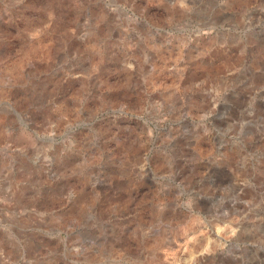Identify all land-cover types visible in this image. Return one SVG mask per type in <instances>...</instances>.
I'll use <instances>...</instances> for the list:
<instances>
[{"label":"rangeland","instance_id":"obj_1","mask_svg":"<svg viewBox=\"0 0 264 264\" xmlns=\"http://www.w3.org/2000/svg\"><path fill=\"white\" fill-rule=\"evenodd\" d=\"M104 1L0 0V264H264V0Z\"/></svg>","mask_w":264,"mask_h":264},{"label":"bare ground","instance_id":"obj_2","mask_svg":"<svg viewBox=\"0 0 264 264\" xmlns=\"http://www.w3.org/2000/svg\"><path fill=\"white\" fill-rule=\"evenodd\" d=\"M100 5L102 6V7H104L103 5H105V1L104 0H100ZM209 9V8H208ZM106 11V10H105ZM100 12V11H99ZM107 12V11H106ZM208 13V12H207ZM212 13V12H211ZM117 16H107L108 17V20L109 21H111V22H115V20H123V18L125 17L124 16V14H126L125 13V10H123V9H119L118 11H117ZM187 15V14H186ZM192 15V14H191ZM194 15V14H193ZM196 15V14H195ZM220 15V14H219ZM105 17V16H104ZM199 17V16H198ZM221 17H222V15H221ZM104 19V18H103ZM102 19V20H103ZM187 19H188V17H187ZM190 19H191V17H190ZM189 19V20H190ZM193 19V18H192ZM192 19H191V21H192ZM210 19H212V18H210ZM209 19V20H210ZM217 19V18H216ZM113 20V21H112ZM195 20V19H194ZM201 21H203V20H201ZM205 21V20H204ZM107 22V21H106ZM195 22V21H194ZM198 22V21H197ZM211 22V21H210ZM218 22V21H217ZM222 22V21H221ZM133 23H137L136 21H134ZM196 23V22H195ZM109 24V23H108ZM199 24V23H198ZM212 23H209V25H211ZM218 24V23H217ZM137 25V24H136ZM205 26V25H204ZM214 26H217V25H214ZM221 26V25H220ZM219 27V26H218ZM201 28H202V26H201ZM203 30V29H202ZM209 31V30H208ZM212 33V32H211ZM155 34H157V33H155ZM205 34V33H204ZM160 34H158V36H159ZM193 36V35H192ZM200 36V35H199ZM197 37V36H196ZM216 37V36H215ZM72 38V37H71ZM193 38H195V37H193ZM205 38V37H204ZM207 38V37H206ZM230 38V37H229ZM48 102V101H47ZM10 108H5V117L8 119V128H9V133H8V135L7 136H9V138H17V139H19L18 141H20V140H22V142H25V143H27L28 145H33L34 143H37V142H43V140L42 139H39V138H33L31 135H29V134H27L26 135V133H23L22 131L20 132V130H21V128H22V126H25V125H29V126H32V127H34V128H37L38 127V125H37V122L35 121V117L36 116H41V115H37V114H30V113H19L17 110H15V108L13 107V105H11V106H9ZM43 117V116H42ZM45 117V116H44ZM43 117V118H44ZM47 117H50V116H47ZM6 119V120H7ZM3 127V126H2ZM6 127V126H5ZM43 127V126H42ZM27 129V128H26ZM25 130V129H24ZM30 130V129H29ZM42 130V129H41ZM4 131V130H3ZM5 131H6V129H5ZM20 132V134L19 135H17V132ZM50 131H52V130H50ZM31 133V132H30ZM41 133V132H40ZM23 134H25V135H23ZM37 134V133H36ZM52 134H54V133H52ZM16 139V140H17ZM13 141H14V139H13ZM65 141L66 140H64L63 142L65 143ZM62 142V143H63ZM62 143H60V144H56L55 142H54V140H53V138H50V143H48L49 144V148L50 149H52L51 147H52V145H56V146H59V145H61ZM41 144V143H40ZM27 145V146H28ZM42 146H44V145H42ZM71 146V145H70ZM0 148H1V151L3 150V151H6V153L8 152V153H10L11 155H13V153H15V154H25V152H23V151H18L17 152V150L18 149H16V147L14 146V145H11V144H4V146H0ZM10 154H8V155H10ZM15 158V157H14ZM36 164L39 166V167H41V166H49L50 164H51V161L50 160H48V158H45V157H42L41 159H39L38 160V162H36ZM42 169V168H41ZM46 169V168H45ZM20 176H23L24 178H26L27 177V175H26V177L24 176V174L23 173H20ZM18 179V178H17ZM16 179V182L18 183V185H17V189H16V191H19L20 192V195L22 196V194L23 193H25L26 191H28L26 188H24V187H22L21 185H20V183H21V181L23 180V179H21V180H17ZM28 188V187H27ZM14 194H15V192H14ZM27 194V193H26ZM221 232H220V229H218V228H216V229H214V235H216V236H220L221 234H220ZM1 255V254H0ZM167 258V257H166ZM159 259V258H158ZM164 259H165V257H164ZM163 259V260H164ZM165 261V260H164ZM165 263H167V261L165 262Z\"/></svg>","mask_w":264,"mask_h":264}]
</instances>
